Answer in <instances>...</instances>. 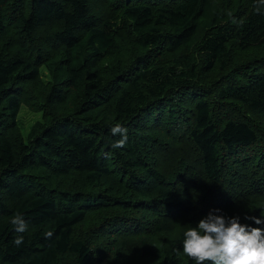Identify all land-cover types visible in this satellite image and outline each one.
I'll use <instances>...</instances> for the list:
<instances>
[{
  "label": "trees",
  "instance_id": "obj_1",
  "mask_svg": "<svg viewBox=\"0 0 264 264\" xmlns=\"http://www.w3.org/2000/svg\"><path fill=\"white\" fill-rule=\"evenodd\" d=\"M0 37V264H193L210 211L264 227L262 0H0Z\"/></svg>",
  "mask_w": 264,
  "mask_h": 264
},
{
  "label": "clouds",
  "instance_id": "obj_2",
  "mask_svg": "<svg viewBox=\"0 0 264 264\" xmlns=\"http://www.w3.org/2000/svg\"><path fill=\"white\" fill-rule=\"evenodd\" d=\"M112 131L121 129L117 126ZM123 143L121 139L113 146ZM219 212V209L210 211L196 226L183 232V253L193 264H264V227H252L241 223L239 216H224ZM248 219L262 223L258 217ZM12 223L17 231L26 230L22 215L15 216ZM15 243L20 245L23 238L18 237Z\"/></svg>",
  "mask_w": 264,
  "mask_h": 264
},
{
  "label": "rangeland",
  "instance_id": "obj_3",
  "mask_svg": "<svg viewBox=\"0 0 264 264\" xmlns=\"http://www.w3.org/2000/svg\"><path fill=\"white\" fill-rule=\"evenodd\" d=\"M0 40H1V37H0ZM2 41H3V45H9L10 44V40L6 37L4 39H2ZM50 49L51 48H49V47H45V50H49L51 52ZM1 50L2 49L0 48V51ZM16 121H17V125H18V128H17L18 131L23 136L25 135V137H26V135H28V133L30 132L32 126L34 124H36L37 122L42 121V113L39 110H37L35 107L28 106L25 103H22L20 106Z\"/></svg>",
  "mask_w": 264,
  "mask_h": 264
}]
</instances>
